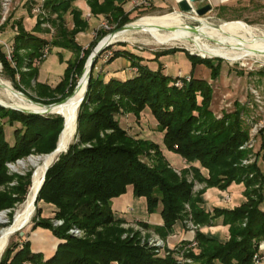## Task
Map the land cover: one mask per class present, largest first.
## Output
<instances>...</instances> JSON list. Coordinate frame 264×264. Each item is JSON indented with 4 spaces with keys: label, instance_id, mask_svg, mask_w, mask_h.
I'll return each mask as SVG.
<instances>
[{
    "label": "trees",
    "instance_id": "1",
    "mask_svg": "<svg viewBox=\"0 0 264 264\" xmlns=\"http://www.w3.org/2000/svg\"><path fill=\"white\" fill-rule=\"evenodd\" d=\"M74 1L46 0L45 7L55 13L59 21L53 44L72 43L80 50L75 38L88 23L82 11L73 5ZM85 1L92 15L112 16L118 27L131 21L129 12L123 9L126 0ZM65 14L71 16L70 29L65 26ZM16 26L18 30L13 36L10 53L14 66L1 46L0 63L12 78L19 74V81L24 77L32 80L38 73L32 61L41 56L43 48L52 41L39 34V21L30 31L24 30L19 22ZM105 34L101 29L96 40ZM96 42L88 43L84 56L76 63V78L68 87L70 65L55 87L34 83L41 97L47 98L43 103H56L71 94ZM111 47H105L93 63L77 111L74 141L47 168L36 198L31 225L49 229L60 240L54 253L43 259L41 253L30 250V243L21 236L9 242L0 264H180L172 252L158 255L152 248L141 245L135 236L122 238L125 230L120 224L125 219L112 211L111 200L125 194L128 187L134 197L144 198L148 214L159 213L162 224L151 228L162 237L172 231L176 221L186 216L185 205L196 224L227 225L228 235L224 239L197 231L196 251H188L186 256L191 261L184 264H252L256 250L253 240L255 244L264 242V173L256 162L239 165L246 151L238 147L246 140L247 133L239 123L237 112L215 117L209 108L212 89L205 79L191 75L186 82L184 76L166 75L160 67L151 69L142 64L141 57L124 48L113 49L106 63L118 58L128 59L131 76L121 80L104 79L102 73L93 75L98 57ZM176 51L178 49H166L156 57ZM185 54L191 63L190 73L196 64H203L210 68L213 78L217 76L218 67L211 60ZM23 66L28 72L21 71ZM178 77L184 80L181 87L174 83ZM55 94L60 95L59 99ZM145 110L163 133L166 150L180 155L189 164L182 170L183 174L174 172L157 143L131 136L116 117L131 113L138 119ZM62 128L63 117L59 114L26 113L0 106V186L14 178L17 180V185L9 191L0 192V210L14 208L15 203L23 202L30 184V173L24 177L10 175L6 163L29 154L50 153ZM263 131L264 128L260 134ZM260 139V148H264V137L260 135ZM255 155L258 157V151ZM200 168L206 169L207 175H203ZM189 171L205 183V188L225 190L231 183H242L245 200L232 209L213 207L207 210L202 198L205 188L192 193V184L186 179ZM41 203L50 207V216H41ZM9 214L11 218L13 212ZM55 219L62 220V224L54 226L52 220ZM73 226L82 229L85 237L69 234Z\"/></svg>",
    "mask_w": 264,
    "mask_h": 264
},
{
    "label": "rangeland",
    "instance_id": "2",
    "mask_svg": "<svg viewBox=\"0 0 264 264\" xmlns=\"http://www.w3.org/2000/svg\"><path fill=\"white\" fill-rule=\"evenodd\" d=\"M45 1L46 0H10L7 8L4 9L1 5L2 0H0V46L2 47V50L6 54V58L11 63V65L14 66V62L11 59V54L10 58L7 56L8 51L10 50H7L6 46H8L9 48L12 47L13 36L18 30L16 23L19 22L24 30H31L34 28L33 24L39 21L41 29V31H39V34L49 41L55 39L57 35L56 25H58L59 21L56 14L50 12L48 7H45ZM207 2V0H204L194 5L195 7H199L200 5ZM211 6L212 10L202 16L197 17V15L195 14H183L184 24L197 27L200 25V23L198 22L200 20L198 19H203L204 21L215 25H219L223 22L228 24L233 23V25L239 26L249 25L255 28L258 34H264V0H230L223 4H218L217 6L211 4ZM127 9L128 8H124L125 11H128ZM219 10L221 12L217 16ZM128 12L129 19L131 20L130 22H134L139 18H159L163 17L166 14H171L172 16V14H174L175 12L181 13L174 0H170V2L166 3L165 6L159 7L157 9L155 7H146ZM186 15L194 16V18H186ZM82 17L87 21L88 26L84 31H81V34L79 36H76L77 38H75L77 44L81 46L80 50L76 49L72 43H67L66 46H58L53 44L52 41V43L46 46V53H44V50H42V55L38 58H35L31 63L32 66L37 67L38 72L40 71L39 75L36 76L37 79L35 77L30 80L28 77H24L23 80L19 81V74L16 75V78H12L10 76V73L7 71V69H4L1 63L0 77L7 80L16 91L23 94L28 100L35 103L47 104L43 103V100L47 98L41 97V94L35 89V87H33L34 83H44L53 88L63 79L65 70L70 65L72 66V69L68 73V87L76 78V63L84 56V51H86L88 43L94 40L97 41V44L104 36L112 32L114 29L118 28V25L113 20L112 16H94L91 13H83ZM64 18L65 26L69 29L72 28L70 14H65ZM101 29L106 31V34L99 40H96L97 32H100ZM126 39V41H114L109 44L112 45V47L100 54L96 63V67L94 68L93 75L102 73L104 79L108 78L107 76L109 68H111L112 63L107 64L106 60L110 56L113 49L124 48L137 55H154L155 58H157V53L165 51L166 49H178V51L176 52L160 56L159 63L165 65V72L167 73V75L173 77L176 75L180 77L184 76V80L186 82L191 79V75L195 76L194 74H196L199 78L205 79L212 89V98L210 100L209 108L213 112V115L217 118H220L224 113L231 114L237 112L239 123L247 133L246 140L238 147L240 150L246 151V156L239 161V165L248 166L256 162V142L258 138H260V135H262L260 134V131L264 128L263 57L262 59L261 57H247V59L243 58L238 60H230L227 57L202 56L198 52H195L193 50L191 44H188L187 47L180 43H168V41L166 40L156 39L150 36L148 33L140 31L129 32L126 36ZM119 43H122L123 46H119ZM208 43L212 44L213 42L208 41ZM183 51L189 53L190 55L211 60L212 63L218 67L217 76L213 78L211 76L210 68L203 64H196L192 73L185 74L189 69L190 61ZM237 58H240V56H237ZM123 61L124 60L122 58H118L113 63L120 68V63H122ZM44 67H46L47 69L45 68V70H43ZM83 68L84 66L82 67V71ZM28 70L29 69L25 66L21 68V71L23 72H28ZM180 77H178L174 81V83H177L178 87H181L184 83V80H182V78ZM54 97H56V99H59L60 95L55 94ZM196 99L199 102V95L196 96ZM116 117L118 118L120 125L124 129H126L128 134H130L131 136L157 143L166 159H168L167 161L174 172L178 175L183 174L182 170L186 169L189 164L180 155L166 150L162 142L163 133L158 130L156 121L147 112V110L142 111L138 119H136L135 116L131 113L123 115L119 114ZM6 130L7 132H9L8 127H6ZM74 134L70 143L74 141ZM251 139L252 147L250 146ZM37 156L41 155L29 154L25 157L18 158L14 161L6 163L7 172L10 175H19L24 177L27 173H30V184L27 187V192L31 185L34 171V167L30 165L28 159L30 157ZM143 160L146 161V158H143ZM196 164L197 163H195V165ZM200 172H202L203 175H207V170L204 168H200ZM249 177H251V174H249ZM186 179L192 184L193 194H196L205 188V183L197 180L190 171L186 174ZM238 184L241 185L240 187H243L242 183H231L228 186L231 195H236L238 193V190L240 189ZM16 185L17 180L16 178H14L11 182L0 186V192L9 191L11 187H14ZM255 187H258L257 184L255 185ZM127 191H129V189H127ZM262 195L264 197V189L262 190ZM241 198L242 201L245 200L243 194L241 195ZM217 200L218 199L214 195H211L210 192L205 194L203 197V202H205V204L210 205L213 202H216L213 207L223 209H232L235 207V205H233L234 203L228 205L226 204V201L220 202ZM23 202L15 203L14 208L0 210V216H2V219L0 221V230L2 228L8 227L13 222L15 212L19 209ZM141 203L142 202L132 203L133 206L131 207L134 209L135 214L143 211ZM40 206L41 208H43L45 207V204L41 203ZM185 207L187 214L181 221L186 234L189 235L182 241L172 244L167 239V236L172 231L165 237H162L156 231H154L151 226L145 227L141 224V221H136L134 219L130 221H124L120 224V227L125 230V232L122 234V238L126 236H135L139 240V243L141 245L152 248L153 251L158 255L166 256L170 252H172L173 255L178 259V262L180 264L189 263L191 261V258L186 255L189 250L196 251L197 241L195 239V235L197 231H200V228L203 227V225L194 223L191 218V211L188 208V205H185ZM34 208V212L29 221L19 230L10 235L4 249L9 244V242H15L19 240V237H21L19 235V231H22L24 233L31 226L36 212L35 204ZM10 212H13L11 218L9 217ZM53 221L54 220H52V224ZM73 228L78 229V233H76V235L71 233L69 234L77 238L85 237V232L82 229H79L76 226H73L70 229ZM253 243L256 249L254 240ZM3 251L1 252L0 257ZM263 262L261 264H264Z\"/></svg>",
    "mask_w": 264,
    "mask_h": 264
},
{
    "label": "bare ground",
    "instance_id": "3",
    "mask_svg": "<svg viewBox=\"0 0 264 264\" xmlns=\"http://www.w3.org/2000/svg\"><path fill=\"white\" fill-rule=\"evenodd\" d=\"M183 14L175 12L166 14L159 18H139L130 23L132 29H127L115 35H107L99 45L107 42L127 40L129 32L140 31L148 33L156 39H163L172 44H191L193 50L202 56L227 57L230 60H238L247 57L264 58V34L257 33L256 29L249 26H239L221 23L219 27L215 24L200 20V25L192 30L184 24ZM198 17V16H197ZM193 19L194 16L186 15ZM196 19V18H195ZM208 21V20H207ZM243 25V24H242ZM139 29H135V28ZM258 31V30H257ZM208 41L213 42L212 44ZM188 47V46H187ZM190 47V45H189ZM240 56V58H237ZM90 70V59L86 60L82 74L79 78V86L74 94L63 103L50 107L40 106L28 100L23 94L16 91L11 84L0 77V104L22 108L30 111L52 112L61 114L65 118L66 126L58 142L57 151L37 157H30L28 162L34 167L33 178L24 202L15 212L13 222L0 230V254L3 251L8 238L18 228L23 227L34 212V198L38 192L43 179L45 168L49 166L56 157L65 151L71 142L75 130L78 102L83 98L86 89V78ZM2 216H0V221Z\"/></svg>",
    "mask_w": 264,
    "mask_h": 264
},
{
    "label": "crops",
    "instance_id": "4",
    "mask_svg": "<svg viewBox=\"0 0 264 264\" xmlns=\"http://www.w3.org/2000/svg\"><path fill=\"white\" fill-rule=\"evenodd\" d=\"M131 0H126V3L123 5L124 8H128L129 10V3ZM150 1V6L149 7H155L156 9L159 7H163L166 5V3H169L170 0H149ZM209 3L212 5L217 6L219 4L218 0H208ZM74 6L79 8L82 11V14L85 13H90V9L86 3L85 0H75L73 3ZM128 12V11H126ZM72 23V22H71ZM35 26V23L33 24ZM26 31H30L25 29ZM81 34L78 33L77 36ZM77 38V37H76ZM135 54V53H134ZM137 55V54H136ZM139 57H141L143 60H141L142 64H146L149 66L151 69H156L157 67H160L162 72L167 75L165 72V65L160 62V56L155 58L154 55L147 56L143 54H138ZM124 61L120 63V68L116 66L112 62L111 68H109L108 76L107 77H115L121 80H124L128 76H131L132 73L128 69V65L130 64V61L126 58H122ZM119 64V63H118ZM48 67V66H47ZM46 67L43 68L45 70ZM47 69V68H46ZM191 71V64L189 62V69L185 74L190 73ZM40 71L38 72L37 76L39 75ZM197 76L196 74H194ZM173 77V76H172ZM37 79V77H36ZM262 136L264 137V131L262 133ZM257 146V151H258V157L256 160L257 166L259 170L264 173V148H260L261 144V139L258 138L256 142ZM175 156V155H173ZM168 160V159H167ZM240 187L241 185L238 184ZM129 191L126 190L125 194L114 198L111 200V209L114 213L123 216L125 221H130V220H136V221H141L142 223H146L149 226H157L162 224V219L159 215L158 212L148 214L146 212V205H145V200L144 198H136L132 195V189L129 187L127 188ZM243 191V187H240L238 190V193L236 195H231L229 191V187L226 188L225 190H220V189H215L213 187L210 188H205L204 192L202 194V198L204 197L205 194L209 193L211 195H214L218 200L217 201H226L228 205L234 203L233 205L237 206L240 203H242V198H241V193ZM128 192V194H127ZM228 196V198H226ZM127 197V198H126ZM135 202H142V208L143 211L135 214L134 209L131 207L133 206L132 203ZM140 204V203H139ZM216 204V202H213L212 204L208 205L203 202L204 208L207 210L211 211L213 206ZM208 205V206H207ZM42 209L41 216L42 217H48L51 215L50 213V207L47 205ZM132 209V210H129ZM228 227L227 225H220L217 223H214L209 226H203L200 228V231L207 233L209 235L215 236L219 239H224L228 235ZM189 234H186L182 221L178 220L175 222L172 232L167 236V239L170 243L174 244L179 241L184 240L185 238L188 237ZM23 239L28 241L30 243V250L34 253H41L43 256V259H48L55 251L56 246L58 242L60 241L58 238H56L52 232L49 229L46 228H41V227H36L33 228L32 225L24 232L23 234ZM264 263V262H263Z\"/></svg>",
    "mask_w": 264,
    "mask_h": 264
},
{
    "label": "water",
    "instance_id": "5",
    "mask_svg": "<svg viewBox=\"0 0 264 264\" xmlns=\"http://www.w3.org/2000/svg\"><path fill=\"white\" fill-rule=\"evenodd\" d=\"M202 1H204V0H179V1L177 2V6H178V8L180 9V11H181L182 14H195V15H197V16H202V15H204V14H206L207 12H210V11L212 10V6H211V4H210L209 2L204 3L203 5H200L199 7H195L194 4H196V3H198V2H202ZM198 22L201 23L200 21H198ZM130 23H132V22L126 23V24H124V25H122V26H120V27L114 29L112 32H110V33L107 34V35H112V36H113V35H115V33H118V32H121V31H124V30H127V29H132L131 26H130ZM216 27H219V25H216ZM190 28H192V30H195V27H194V26H190ZM135 29H139V28L137 27V28H135ZM107 35H106V36H107ZM104 37H105V36H104ZM104 37H103V38H102V39L96 44V46L93 48V50L90 52V54H89V56H88V58H87V60L90 59V70L88 71V75H87V78H86V88H87V84H88V81H89V78H90L91 69H92L93 63H94V61H95L97 55H98V54H99V53H100V52H101L106 46H108V45L110 44V42H107V43H105V44H101V45H99L100 42L104 39ZM78 86H79V80L77 81V83H76V85H75L73 91L71 92V94L68 95L67 97H65L64 99H62V100L59 101V102L51 103V104H40V103H35V102H33V103L38 104V105H40V106H44V107H50V106H52V105H57V104L63 103V102H65L66 100H68V98L71 97V96L74 94V92L77 90ZM85 92H86V89H85ZM84 95H85V93H84ZM83 98H84V96H83ZM83 98L78 102V107H79L80 103L82 102ZM0 106H2V107H6V108H11V109L18 110V111H21V112H26V113H36V114H41V115L46 114V113H50V114H52V112H46V111H45V112L30 111V110H26V109H22V108H17V107L4 106V105H2V104H0ZM59 115L63 117V115H61V114H59ZM76 118H77V114H76ZM65 126H66V121H65V118H63V128H62L61 132L59 133V136H58V139H57V142H56V146H55V148H54L53 151H51L50 153H54V152L57 151L58 142H59V140H60V137H61L63 131L65 130ZM75 126H76V125H75ZM74 132H75V130H74ZM65 151H66V150H65ZM65 151H63V152H65ZM57 157H58V156H57ZM57 157H56V159H57ZM56 159H55V160H56ZM51 164H52V163H51ZM51 164H50V165H51ZM50 165H49V166H50ZM49 166H47V167L45 168V171H44V173H43V179H42L41 185H40V187H39V189H38V192H39V190H40V188H41V186H42V184H43V181H44V175H45V172H46V170H47V168H48ZM38 192H37V194L35 195L34 203L36 202V198H37ZM20 228H21V227H20ZM20 228L16 229L14 232H16L17 230H19ZM14 232H13V233H14ZM23 234H24V233H23L22 231H19V235H20V236H22Z\"/></svg>",
    "mask_w": 264,
    "mask_h": 264
},
{
    "label": "built area",
    "instance_id": "6",
    "mask_svg": "<svg viewBox=\"0 0 264 264\" xmlns=\"http://www.w3.org/2000/svg\"><path fill=\"white\" fill-rule=\"evenodd\" d=\"M175 3L177 4V2L179 0H174ZM208 1V0H207ZM230 0H218L219 4H223L225 2H228ZM10 0H2L1 5L2 7L5 9L7 8L8 4H9ZM150 6V1L149 0H131L129 3V10L128 11H133V10H138L141 8H146ZM107 27V26H105ZM7 50L9 49L10 51H8V57L10 58V53L12 51V47H8L6 46ZM44 53H46V47L43 49ZM177 85V83H175ZM252 147V139H251V145ZM228 198V196L226 197ZM62 224V220L60 219H55L53 221V225L54 226H58ZM68 233L74 234L76 235V233H78V229L73 228V229H69ZM264 261V243L263 242H259L256 243V250L252 255V264H261Z\"/></svg>",
    "mask_w": 264,
    "mask_h": 264
},
{
    "label": "flooded vegetation",
    "instance_id": "7",
    "mask_svg": "<svg viewBox=\"0 0 264 264\" xmlns=\"http://www.w3.org/2000/svg\"><path fill=\"white\" fill-rule=\"evenodd\" d=\"M203 5V4H202Z\"/></svg>",
    "mask_w": 264,
    "mask_h": 264
}]
</instances>
